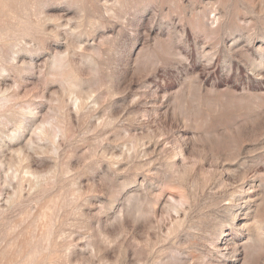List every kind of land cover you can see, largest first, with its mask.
Segmentation results:
<instances>
[{"label":"rangeland","instance_id":"374dc122","mask_svg":"<svg viewBox=\"0 0 264 264\" xmlns=\"http://www.w3.org/2000/svg\"><path fill=\"white\" fill-rule=\"evenodd\" d=\"M0 264H264V0H0Z\"/></svg>","mask_w":264,"mask_h":264}]
</instances>
